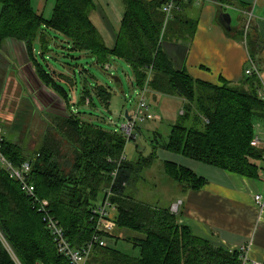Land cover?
Instances as JSON below:
<instances>
[{"label": "trees", "instance_id": "obj_1", "mask_svg": "<svg viewBox=\"0 0 264 264\" xmlns=\"http://www.w3.org/2000/svg\"><path fill=\"white\" fill-rule=\"evenodd\" d=\"M0 1V43L8 38L22 42L38 79L61 97L70 113L59 117L55 130L48 131L31 154L3 135L2 154L16 166L31 164L29 180L35 185L37 197L48 201L49 214L74 247H84L96 233L94 210L108 187L113 191L112 206L118 211L116 229L136 233L123 239L139 248V256L110 246L108 239H120L115 233H102L107 244L95 246L87 264H241L237 252L196 237L170 208L133 197L129 188L151 166L154 154L144 157L141 152L137 161L126 159L127 137L103 129L96 121L88 120L85 112H73L70 89L77 81L58 69L52 70L49 64L46 67L39 57L47 59L52 38L58 35L73 50L95 57L106 69L111 67L113 57L124 59L133 68L138 89L147 86L151 92L177 95L186 101L184 113L171 128L166 150L255 179L264 161V151L251 144L256 135L254 120H264L258 73L247 75L244 84L223 80L217 85L177 70L162 42L169 35L193 33L196 22L177 14L185 0H176L167 21L163 6L170 0H122L125 14L113 49L106 46L90 19L94 0H55L49 18L36 13L32 0ZM214 1L219 12L225 10V3L247 10L239 0ZM247 19V14L240 19L239 32L246 37L251 60L261 72L257 55L264 40L254 20L245 35ZM94 96L108 107L112 92L105 85H84L80 103L91 104ZM135 132H141L139 126ZM159 146L152 142L154 149ZM165 166L167 174L186 190L206 184L191 168L169 161ZM38 206L0 165V234L6 242L0 237V264H69L58 251Z\"/></svg>", "mask_w": 264, "mask_h": 264}, {"label": "crops", "instance_id": "obj_2", "mask_svg": "<svg viewBox=\"0 0 264 264\" xmlns=\"http://www.w3.org/2000/svg\"><path fill=\"white\" fill-rule=\"evenodd\" d=\"M94 1L96 5L90 13V19L106 46L113 49L125 14L123 2L122 0ZM239 1L247 5V10L225 3L223 4L225 10L219 12L218 3L214 0H191L189 4H187L188 0H185V4L177 9V14L180 17L183 16L182 19L196 22L195 29L192 28L193 33L187 32L183 36L169 35L162 42L163 50L177 70H186L196 79L217 85L222 84L223 80L238 85L244 84L247 76L246 69L250 66L251 57L247 39L239 32L241 30L240 19L247 12L252 11L257 32L264 40V0ZM48 3L49 0H32L36 13L46 18L49 15ZM2 8L3 4L0 1V15ZM232 11L236 14V25L233 23ZM221 12L231 14L233 27L231 31L226 30L219 22ZM228 32L232 33L228 34ZM26 54L24 44L15 39L8 38L0 43V90H5L6 84L14 83L13 80L21 82L23 71H26L27 67H33ZM257 56L261 61V72L257 75L261 82L259 91L263 93L264 98V47ZM33 69L35 72L34 67ZM51 69L54 70L52 66ZM11 72H13V77L10 76ZM41 85L45 84L41 82ZM45 87L61 99L49 86L45 85ZM152 93L155 96H161V94ZM262 121L261 125L258 122L259 137L264 136V120ZM0 129L6 136L1 126ZM140 129L141 136H144L152 146L153 138L145 136L142 127ZM152 149V154H155L157 150L153 147ZM165 161L178 164L172 160ZM165 161L163 164L166 172ZM260 165L261 171L258 179L209 165L211 169H208L206 174H198L206 180V184L199 189L189 190H186L181 183L172 179L166 172L167 176L175 182V194L163 208H170L172 203L182 200L180 212L177 214L179 221L190 227L196 237L228 251L237 252L241 258V264L243 256H246L250 263L259 261L264 264V203L261 206L255 202L257 194L263 196L264 202V161ZM183 166L196 171L187 165ZM110 215L117 219L118 211L114 206L110 209ZM117 230H119L120 238L131 235L128 229H116L113 232L115 235H117Z\"/></svg>", "mask_w": 264, "mask_h": 264}, {"label": "rangeland", "instance_id": "obj_3", "mask_svg": "<svg viewBox=\"0 0 264 264\" xmlns=\"http://www.w3.org/2000/svg\"><path fill=\"white\" fill-rule=\"evenodd\" d=\"M54 5L55 0H49L47 18L52 15ZM232 16L233 23L236 25L234 11ZM49 46L47 59L39 57L40 62L46 67L49 64L52 68L69 74L77 81L74 88L70 89L71 110L85 112L88 120L96 121L103 129L126 136L124 127L129 122L127 113L136 117L141 98L140 89L134 86L133 68L124 59L113 57L110 61L111 67L106 69L97 63L95 57L73 50L63 36H54ZM12 74L13 72L10 74L11 77H13ZM113 77H118L120 81H116ZM21 80L24 82L18 83L17 80H13L14 83L6 84L5 90H0V126L9 139L19 143L26 153L31 154L42 143L46 133L55 130L59 117L68 116L70 113L62 99L48 90L45 85H41L32 66L23 71ZM84 85L110 87L112 97L109 106L104 105L97 96H94L91 104L80 103ZM146 101L154 118L142 120L143 114H139L135 129L137 126L142 127L145 136L152 137V142L160 146L153 155L151 166L140 173L137 180L130 186V192L138 201L165 207V203L175 194V182L164 171L165 160L192 167L199 175L206 174V171L211 168L205 163L195 162L165 149L171 128L180 120L181 110L186 107V101L177 95L155 96L149 88ZM258 122L261 125L263 121L259 118L254 120L256 133L260 130ZM134 133L136 134L135 130ZM261 136L264 140V136ZM140 138L141 133L138 132L135 139H127L125 157L128 160H137L141 152L144 155L143 147L138 146ZM118 234L119 230H117V236ZM135 234L131 231L130 236ZM107 242L110 246L130 255L139 256L140 254L139 248H135L133 243L126 239L113 238L108 239Z\"/></svg>", "mask_w": 264, "mask_h": 264}, {"label": "built area", "instance_id": "obj_4", "mask_svg": "<svg viewBox=\"0 0 264 264\" xmlns=\"http://www.w3.org/2000/svg\"><path fill=\"white\" fill-rule=\"evenodd\" d=\"M176 0H170L163 6V11L166 14V21L172 17V12L175 7ZM247 26H246V34L248 31V27L253 20V13L247 12ZM254 72L260 74L257 69L256 64L250 60V66L246 69V75H253ZM141 98L138 104V112L136 117L131 115V119H129L128 125L124 127L127 134V139L136 138L134 134L135 127L137 125V117L139 114H143L142 120L145 119H153L154 115L150 112V107L146 101V93L148 92L147 86L140 90ZM259 95L263 98V93L259 91ZM184 111L181 112L183 114ZM205 123L208 124L209 120L207 118L204 119ZM3 141L2 130L0 129V165H2L5 170L8 172L10 178L19 182L22 191L34 199L39 205V211L44 214V220L47 223L48 228L50 229L54 241L56 242L58 251L63 254L69 264H87L89 258L93 252L95 246H106L107 242L104 239L103 234L113 233L116 229V219L112 218L110 215V209L112 207L111 197L113 196V191L111 187H108L105 191V195L100 201L99 205L95 208L94 213L96 215V233L94 234L91 241L82 248L74 247L66 238L63 228L59 225V223L49 214L48 211V201L41 200L37 197L35 185L29 180V173L31 171V164L29 162L23 163L21 166L14 165L11 161L5 158V156L1 152V143ZM251 144L254 147L260 148L264 151V140H262L258 135H255ZM264 157V155H263ZM115 174V173H114ZM255 202L257 205H263V196L261 194H257L255 196ZM183 201L177 200L170 206V212L172 214L177 215L180 212ZM0 237L2 238L1 234ZM3 240V238H2ZM4 241V240H3ZM4 243H6L4 241ZM245 250V249H242ZM242 264H263L259 261H254L250 263L246 256L242 258Z\"/></svg>", "mask_w": 264, "mask_h": 264}, {"label": "water", "instance_id": "obj_5", "mask_svg": "<svg viewBox=\"0 0 264 264\" xmlns=\"http://www.w3.org/2000/svg\"><path fill=\"white\" fill-rule=\"evenodd\" d=\"M219 22L222 24V26L228 30L231 31L232 30V16L230 13L227 12H221L219 15ZM92 57V56H90ZM116 81H120V79L118 77H113ZM127 117L128 119H131V116L128 115L127 113ZM140 144L145 148L144 151V157H149L152 152V146L145 140L144 136H141L140 138Z\"/></svg>", "mask_w": 264, "mask_h": 264}]
</instances>
